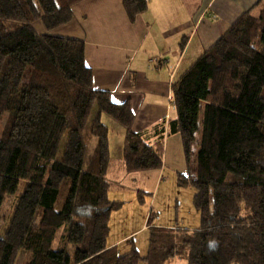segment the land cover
I'll return each mask as SVG.
<instances>
[{
    "label": "trees",
    "instance_id": "obj_1",
    "mask_svg": "<svg viewBox=\"0 0 264 264\" xmlns=\"http://www.w3.org/2000/svg\"><path fill=\"white\" fill-rule=\"evenodd\" d=\"M80 1L0 0V213L15 198L0 264L21 253L22 264H264V0L172 84L169 133L181 134L188 168L177 182L194 187L201 221L150 225L144 256L135 244L126 253L108 246L111 214L124 204L108 192L134 188L144 203L136 174L163 167L164 128L155 142L134 131L130 100L93 87L85 41L34 27L70 22ZM123 3L132 21L148 8ZM102 113L126 129L121 161L110 155ZM113 168L130 174L128 185L110 179Z\"/></svg>",
    "mask_w": 264,
    "mask_h": 264
},
{
    "label": "crops",
    "instance_id": "obj_2",
    "mask_svg": "<svg viewBox=\"0 0 264 264\" xmlns=\"http://www.w3.org/2000/svg\"><path fill=\"white\" fill-rule=\"evenodd\" d=\"M258 1L148 0V8L132 21L123 0H82L73 5V18L64 25L48 31L42 21L34 23L39 33L85 41V59L92 69L93 87L111 92L115 102L130 100L135 114L134 131L155 142L160 138L159 129L164 128L163 167L136 174L138 188L147 193L144 203L138 200L134 188L108 192L110 200L124 202L111 214L108 246L117 245L122 253L129 252L134 244L137 246V234L148 231L150 225L192 228L180 225V201L176 198L173 204L167 196L162 205L167 204L163 210L169 208L168 215L163 216L160 210L159 216L150 220V214L156 210L152 205L157 202L165 177L178 184V174L188 170L181 134L169 133V122L177 116L172 84ZM101 119L109 129L112 159L123 160L125 127L106 113L101 114ZM117 176L127 182L130 174L113 168L110 179ZM197 215L200 216L198 211ZM130 223H135L134 229H125L124 224Z\"/></svg>",
    "mask_w": 264,
    "mask_h": 264
},
{
    "label": "rangeland",
    "instance_id": "obj_3",
    "mask_svg": "<svg viewBox=\"0 0 264 264\" xmlns=\"http://www.w3.org/2000/svg\"><path fill=\"white\" fill-rule=\"evenodd\" d=\"M95 113H96V110L94 109L90 122L93 119ZM5 120H6V117L0 123V131L4 127ZM165 179L167 180H165L164 183L160 187V193H159L157 202L155 203V205H152V207L156 206V210L154 211V217L152 218V220L156 219L160 214L159 211L163 210V208L167 206V204L162 205V199H165L167 196L168 201L173 204H175L176 198L180 201V221H179L180 225H185V226L190 225L189 227H192L191 229L198 228L201 220H200V216L197 215V211L193 204L194 187L192 186L180 187L175 182L173 183L170 182L168 178L165 177ZM126 183L127 182L122 181V185L123 184L126 185ZM136 183L139 186L138 178H137ZM121 188L122 187H120L119 190ZM123 188H126V187H123ZM14 202H15V198L13 196H8L2 206V210L0 213V232H2L5 229L6 225L9 222L11 213L13 211ZM161 205H162V208H161ZM168 212H169V208H166L163 210L162 215L166 216L168 215ZM175 214H176V211L173 213V215ZM134 225L135 223H130L129 225L124 224V227L125 229H130V228L134 229ZM61 231L62 229L59 230L58 236L61 234ZM115 232H116V229H115ZM136 241H137L138 249H140L141 252L144 253L145 255L148 251V246H149V230L144 233L139 232V234H137L136 236ZM146 248H147V251H146ZM23 260H24V254L21 253L16 264H22ZM185 263H186L185 261L178 260V258H176L171 264H185ZM141 264H146V263L143 262Z\"/></svg>",
    "mask_w": 264,
    "mask_h": 264
}]
</instances>
